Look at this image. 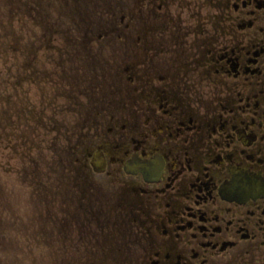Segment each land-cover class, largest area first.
<instances>
[{"label":"flooded vegetation","instance_id":"af4514ba","mask_svg":"<svg viewBox=\"0 0 264 264\" xmlns=\"http://www.w3.org/2000/svg\"><path fill=\"white\" fill-rule=\"evenodd\" d=\"M8 1L0 129L58 145L96 254L264 264V0Z\"/></svg>","mask_w":264,"mask_h":264},{"label":"rangeland","instance_id":"374dc122","mask_svg":"<svg viewBox=\"0 0 264 264\" xmlns=\"http://www.w3.org/2000/svg\"><path fill=\"white\" fill-rule=\"evenodd\" d=\"M8 3L0 0V87L3 89L9 46L7 37L11 30ZM17 17L14 21L15 35L20 34L22 26V16ZM63 130L67 134V130ZM13 131V142L20 140L17 135L28 132L22 129ZM0 134L3 135L0 148L8 149L5 156H10L9 162L2 161L7 166H1L0 170V264H110L89 244L87 240L92 235L86 232L79 218L86 211L83 202L90 200L78 199L80 193L75 188L76 182L73 183L75 191L58 187V179H63V176L57 170L64 164V160L54 152V149H59L58 145L52 141L46 143L45 156L39 160L36 148L24 146V149L20 145L12 150L9 129L1 128ZM69 163L66 161V165ZM43 173L46 187L41 189L39 179ZM64 174L67 173L62 172ZM87 208L91 212V207ZM42 212L46 216L45 221L41 217ZM67 224L73 229L71 235L64 232Z\"/></svg>","mask_w":264,"mask_h":264}]
</instances>
